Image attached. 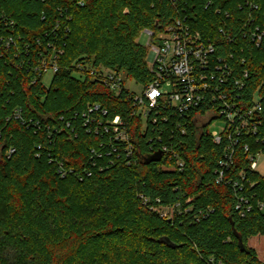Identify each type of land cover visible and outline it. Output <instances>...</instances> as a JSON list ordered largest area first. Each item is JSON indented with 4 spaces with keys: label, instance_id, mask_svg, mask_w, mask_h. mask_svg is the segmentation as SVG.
Returning a JSON list of instances; mask_svg holds the SVG:
<instances>
[{
    "label": "trees",
    "instance_id": "trees-1",
    "mask_svg": "<svg viewBox=\"0 0 264 264\" xmlns=\"http://www.w3.org/2000/svg\"><path fill=\"white\" fill-rule=\"evenodd\" d=\"M181 15L216 54L232 53L235 68L247 70L234 101L261 97V123L255 134L241 132L228 167L227 134L215 143L194 120L219 108L210 95L184 114L164 107L165 118L141 129L126 90L75 74L85 62L146 85L148 48L137 35ZM255 27L264 31V0H0V36L17 41L0 43V264H264L248 246L264 235V210L241 216L236 207L238 195L264 201V175L247 169L243 148L264 146V35L257 44ZM58 50L46 85L36 67ZM90 103L128 122L130 155L124 143L87 131ZM163 143L182 169L168 156L149 159ZM161 205H177L174 216L161 217L153 209Z\"/></svg>",
    "mask_w": 264,
    "mask_h": 264
},
{
    "label": "built area",
    "instance_id": "built-area-1",
    "mask_svg": "<svg viewBox=\"0 0 264 264\" xmlns=\"http://www.w3.org/2000/svg\"><path fill=\"white\" fill-rule=\"evenodd\" d=\"M144 31L148 36L145 46L148 48L150 56L149 59L147 58V63L152 72V78L146 85L142 84V89L139 92L126 87V82L133 79L127 78L123 72L102 65L91 66L85 62H79L74 69L75 74L79 77L89 76L96 79L115 94L126 90L130 95L132 112L140 118L141 129L146 127L149 119L154 123L158 116L165 118L162 112L164 107L184 114L201 106L205 102L206 96L210 95L213 100L217 101L219 108L205 110L204 114H211L205 124L208 126L215 118H220L223 121L224 125L220 131L208 129L215 143L221 141L222 132L227 134L229 143L224 152L227 159L221 162V166L228 167L232 163L238 136L241 132L246 135L255 134L256 128L261 123L262 102L257 92L253 93L252 100L246 104L239 103L238 105L233 99L235 88L240 89L244 86V80L248 77L247 70L235 68L234 63L230 62L232 53L225 57L216 54L214 43L204 39L185 16L174 18L157 31L148 28H144ZM262 35H264V31L259 30L258 27L251 31V36L257 44ZM0 43L8 48L17 45L16 39L10 35L0 36ZM59 52L61 51H55L53 58L49 60L40 59V63L36 67L39 74L42 72L44 76L46 72L50 71L53 75L57 70L55 58ZM105 114H107L106 109L99 103L88 104L82 113L87 131L92 129L95 133L102 132V134L108 135V139L113 140L114 143H124V149L127 155H130L135 145L129 139L128 122L119 114L112 118H104ZM204 114L195 113L194 120L196 121L198 116ZM15 115L17 116V113ZM178 126L181 128L180 125ZM114 143H110L113 151L116 150ZM243 148L246 153L247 169L251 173L264 175L257 169L259 159L264 157V146L251 148L250 144L245 142ZM157 151L161 153V158L164 156L173 158L175 166L179 169L183 168L182 158L177 152L170 150L166 143L161 144L156 149ZM223 176L224 171L221 168L216 182L220 181ZM239 179L252 183L250 179L246 178L244 170L239 172ZM240 186L242 187L243 184L241 183ZM251 197L238 195L236 207L241 216L251 211L254 206L264 210V201L256 200L254 203ZM176 207L177 205H161L155 206L153 209L161 217L171 218L176 212ZM261 260L264 262V258Z\"/></svg>",
    "mask_w": 264,
    "mask_h": 264
},
{
    "label": "rangeland",
    "instance_id": "rangeland-1",
    "mask_svg": "<svg viewBox=\"0 0 264 264\" xmlns=\"http://www.w3.org/2000/svg\"><path fill=\"white\" fill-rule=\"evenodd\" d=\"M147 40H148V36L146 32L144 31V29H142L137 35V41H139L143 45H146ZM149 58L150 56L148 54V59ZM51 76H52V72L50 71L46 72L45 75L43 76V80L46 85H48ZM126 87L132 91L139 92L142 89V84L139 82H136L135 80H128L126 82ZM210 115H211L210 113H206L202 116H198L196 118L197 126L201 127L207 121ZM223 125L224 123L220 118H215L208 124V128L211 131L212 130L220 131ZM257 169L260 173H264V157L259 159ZM248 246L254 248L259 259L264 258V235L260 234V235L251 236L248 239Z\"/></svg>",
    "mask_w": 264,
    "mask_h": 264
},
{
    "label": "water",
    "instance_id": "water-1",
    "mask_svg": "<svg viewBox=\"0 0 264 264\" xmlns=\"http://www.w3.org/2000/svg\"><path fill=\"white\" fill-rule=\"evenodd\" d=\"M160 158H161V153L159 152V151H157L156 153H154L152 156H150V160H160ZM163 242H165L166 244H168L169 246H176L174 243H172L168 238H166V237H163L162 239H161ZM239 246H240V248H241V250H245V245H244V243L242 242V240H241V238H239Z\"/></svg>",
    "mask_w": 264,
    "mask_h": 264
}]
</instances>
